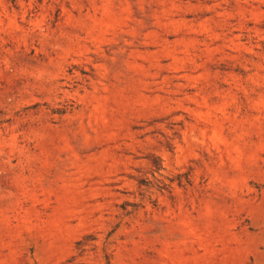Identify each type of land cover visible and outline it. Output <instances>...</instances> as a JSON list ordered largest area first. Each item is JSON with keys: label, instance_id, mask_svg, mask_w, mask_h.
Segmentation results:
<instances>
[{"label": "rangeland", "instance_id": "374dc122", "mask_svg": "<svg viewBox=\"0 0 264 264\" xmlns=\"http://www.w3.org/2000/svg\"><path fill=\"white\" fill-rule=\"evenodd\" d=\"M0 264H264V0H0Z\"/></svg>", "mask_w": 264, "mask_h": 264}]
</instances>
